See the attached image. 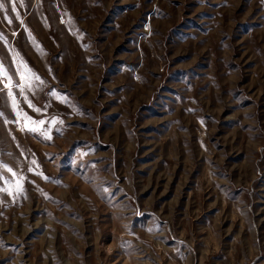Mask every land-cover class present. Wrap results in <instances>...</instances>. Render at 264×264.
Wrapping results in <instances>:
<instances>
[{
  "label": "rangeland",
  "instance_id": "1",
  "mask_svg": "<svg viewBox=\"0 0 264 264\" xmlns=\"http://www.w3.org/2000/svg\"><path fill=\"white\" fill-rule=\"evenodd\" d=\"M0 4V264H264V0Z\"/></svg>",
  "mask_w": 264,
  "mask_h": 264
},
{
  "label": "snow or ice",
  "instance_id": "2",
  "mask_svg": "<svg viewBox=\"0 0 264 264\" xmlns=\"http://www.w3.org/2000/svg\"><path fill=\"white\" fill-rule=\"evenodd\" d=\"M2 7H3V5L0 4V8H2ZM37 79H39V77H37ZM29 106H30V107H33L34 110H36V111H40V109H35V106H34V105H31L30 102H29ZM18 115H19V113H18ZM25 119H26V120H30L31 118H30V117H27V115L25 114ZM55 122H56V118H52V119L50 120V123H53V124H54ZM34 123H35V124H43L44 121H43V120H40V121H34ZM29 130H30V131H35L34 128H29ZM9 171H11V170L9 169ZM40 175H43V174L40 173ZM45 179H47V178L45 177Z\"/></svg>",
  "mask_w": 264,
  "mask_h": 264
}]
</instances>
